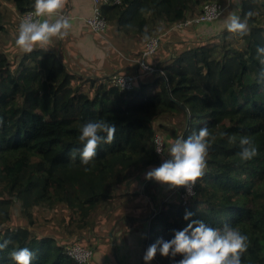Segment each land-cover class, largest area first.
I'll use <instances>...</instances> for the list:
<instances>
[{"label": "trees", "instance_id": "trees-1", "mask_svg": "<svg viewBox=\"0 0 264 264\" xmlns=\"http://www.w3.org/2000/svg\"><path fill=\"white\" fill-rule=\"evenodd\" d=\"M6 1L19 15L33 10L34 0ZM212 1L224 8L215 21L221 28L235 12L231 5L225 7L227 0H120L100 6L109 26L107 36L115 37V43H141L145 32L160 38L150 59L157 60L151 65L162 73L147 75L151 85L131 91L119 90L99 76L73 86L74 75L50 51L22 56L16 69L0 52V243L10 241L0 251V264H14L9 253L25 247L35 253L31 264H76L57 242L62 231L29 230L37 225L30 211L70 210L77 217L68 215L60 222L57 216L50 225L60 222L65 231L71 227L79 234L91 227L92 214L103 210L134 174L163 162L154 150L157 130L163 133L165 148L202 127H208L216 140L195 195L185 205L177 200L161 204L150 219L146 248L160 239L170 241L192 220H202L214 228L228 224L246 235L242 264H264V85L257 83L260 65L255 59L257 47L264 46V0H235L241 19L255 12L245 37L224 29L205 41L165 43L173 38L170 34L181 35L171 30L175 23L197 17ZM203 24L210 31L207 23L199 25ZM3 29L0 25V36ZM176 116L183 119L182 128L158 124L162 117ZM101 119L116 125L115 139L99 145L86 172L79 156L71 161L69 153L83 148L78 141L81 125ZM233 135L237 141L229 143ZM241 136L252 138L258 149L255 158L243 163L237 156ZM17 207L27 223L11 229L8 223ZM186 211L193 214L188 221ZM83 236L78 237L83 243L77 244L93 248ZM107 244L106 238L103 246ZM181 258L173 261L158 252L155 263L176 264Z\"/></svg>", "mask_w": 264, "mask_h": 264}, {"label": "clouds", "instance_id": "clouds-1", "mask_svg": "<svg viewBox=\"0 0 264 264\" xmlns=\"http://www.w3.org/2000/svg\"><path fill=\"white\" fill-rule=\"evenodd\" d=\"M65 0H34L32 11L25 13L21 19L14 41L15 47L22 53H31L34 49H46L54 39H64L72 27L70 19L63 15ZM255 12L248 11L241 19L235 12L230 13L223 24L228 33L245 37L249 35L248 21ZM144 40H151L145 32ZM260 65L257 83L264 85V46L257 47L256 57ZM78 141L82 150L73 149L69 153L71 161L79 156L80 162L87 172V167L97 156L99 145L111 144L115 139L116 125L104 120H90L81 125ZM221 135H225L221 133ZM216 136L208 127L193 131L186 139H175L168 148V159L160 166L151 168L145 176L146 180L166 185L170 189L185 188L187 194L194 196L196 181L204 175L207 167L208 150L215 142ZM235 135L229 137V143H235ZM239 160L251 161L258 155V149L248 136L239 137ZM192 213L186 211L184 220L188 221ZM248 237L228 224L222 228H214L202 220H192L187 227L175 232L170 241L157 240L150 245L143 257L145 264L159 252L161 257L173 261L182 257L176 264H242V256L248 248ZM10 241L0 243V251L7 248ZM14 264H31L35 253L29 248L14 249L9 253Z\"/></svg>", "mask_w": 264, "mask_h": 264}, {"label": "crops", "instance_id": "crops-1", "mask_svg": "<svg viewBox=\"0 0 264 264\" xmlns=\"http://www.w3.org/2000/svg\"><path fill=\"white\" fill-rule=\"evenodd\" d=\"M66 6L68 7L67 12H63ZM91 8L92 0H65L64 8L62 10L63 15L68 17L72 24L68 35H70L72 39H75V42L73 43L74 50L73 52L70 51V55L71 57L72 54L80 57V60L76 58L79 63L76 68L80 70V73L85 74L87 79H89L91 78L88 76V73H91L89 68H91V64L93 65V62L91 63L90 61H95L94 59H97L96 65L98 67V72H102L100 66L109 69V65L114 61L115 64L120 67V70L123 69L122 71H118V73L133 72L135 68V58H137L138 53L142 54L144 51L146 40H140L141 43H115L120 47V50L116 49L115 54L109 52L106 54V47L101 46L104 45V43H102L97 36L89 34L90 32L88 34L86 33L87 28L85 27V19L90 15ZM14 12L17 16L14 15ZM11 13L15 17L19 16L15 8L12 6ZM207 25L210 27V31L205 27V24L198 25L192 27L191 30H187L188 33L186 36H189L191 41L195 39L199 40V38H202L199 41H205L212 38L213 35H217L218 32L226 29L225 26L219 28L218 24L215 25V22ZM3 30L2 37L6 33V28ZM204 34L209 35L210 38L204 39ZM68 35L62 39V42H54L55 40H59L54 39L52 44L46 49L36 48L32 52L37 50L50 51L58 60L62 61V57H60L62 51L69 49L67 41L70 36ZM10 45L15 46L13 41L10 42ZM16 54L18 56L21 54L22 56H25L28 53H22L19 51L16 52ZM151 62H157V60L155 58L152 60L149 59L150 65ZM28 63L32 65L34 62L31 61ZM141 81L142 82H140L138 86H141L142 84L151 85L148 76L146 77V75L142 76ZM182 120L183 119H180L178 116L162 117L159 124L162 126H173L172 128H174V125L177 126L178 124L179 127L182 128ZM160 133H162V131H160ZM169 143L171 144V142ZM170 144L167 143L165 145V155L162 157L163 161L169 158L167 154ZM148 171L149 170H145L137 175L134 174L129 181L120 187L119 194L100 211L101 217H104V220L107 218V215L110 217L111 214L115 216V219H118L119 217L122 220L121 222L114 223V232H112V229L110 232L111 234H108V244L105 245V248L102 246L99 250L101 248L103 249H101L99 253H97L99 250L94 252V264H145L143 257L147 250V241L149 240L150 219L159 211L162 203L177 200L175 196H172V189L168 186L158 184L155 181L146 180L145 176ZM151 264H157L155 263V259L151 261Z\"/></svg>", "mask_w": 264, "mask_h": 264}, {"label": "rangeland", "instance_id": "rangeland-1", "mask_svg": "<svg viewBox=\"0 0 264 264\" xmlns=\"http://www.w3.org/2000/svg\"><path fill=\"white\" fill-rule=\"evenodd\" d=\"M234 2H235V0H227V3H226L225 7L231 5L233 8H235V12H236L237 10H236V7L234 5ZM11 6L12 5H10L6 0H0V25L5 26L4 28H6V31H5L6 33L4 34L3 37L1 36V38H0V52L4 53L8 60L12 61L11 65H12V67H14L16 69L18 67L19 61H20V59L22 57V54L20 56H18L16 54V52H19V50L17 48H15V46L10 45V42H12V41L14 42L15 41V38H16V35H17V29H18V26H17L18 25V17L14 16V15H16L15 12H14V15L11 13ZM9 9H10V12H9ZM67 10H68V7L66 6L65 9L63 10V12H67ZM195 26H198V25H195ZM85 27H86V23H85ZM192 27L193 26H191L187 30H189V29L191 30ZM108 29H109V26L107 24L106 31L103 34H101V35H94L92 33H89L88 30H87L86 33L87 34L89 33L92 36H97L98 39H100L102 41V43H104V45H101V46L106 47L105 48V53L106 54H107V52H109L111 54L112 53L115 54L116 49L120 50V47H118L115 44V42H114V38L115 37L109 38V36H107L108 35L107 34V32H108L107 30ZM179 33H181V35L174 36V34L173 35L170 34L168 37H173V38L172 39L170 38L168 40V42L166 41L165 43H171L173 45L172 42H174V43H182V41L189 42L190 37L186 36L188 31H186L184 29L183 31L180 30ZM222 33L223 32L220 31V32H218L217 35H220ZM68 36H70V35H68ZM203 38L204 39H208L210 37H209V35H205ZM201 39L202 38H199V40H201ZM196 40L197 39H195L193 41H196ZM56 41L62 42L61 39L55 40L54 42H56ZM67 42H68L67 45H68L69 49L68 50L66 49L65 51H62V55L60 57H62V62L65 64L66 70L69 73H72L74 75V77H75L73 82H72V85L75 86V85H78V84L85 83L84 81L88 80L87 76L85 74H83V73H80V76H81V81H80L79 78H78V74L76 73V72L80 71L79 69L76 68L79 65V63L76 60V58H78V60H80V57H78V55L72 54V57H73L72 58L71 55H70V51L73 52V50H74L73 43L75 42V39H72V37L70 36V38H69V40ZM161 43H163V42H161ZM231 43H240V42H237L235 40H231ZM164 47L169 50L171 48V45L170 44H165ZM94 60L95 61H90L91 63L93 62V65L91 64V68H89V71L91 72V73H88L89 77L95 78L96 75H97L100 78H107L111 74H114V73H117L118 71H122L123 70V69L120 70V67L118 65H116L115 61H114V62H112L109 65V69H106V68L100 66V68H102V70H101L102 72H98V70H97L98 67L96 65L97 64V59H94ZM96 73H98V74H96ZM89 79H91V78H89ZM159 122H158V124H159ZM156 134L157 135L160 134L161 137H163L159 130H157ZM106 205H108V204H106ZM99 209H97L95 211L96 213H93L92 216L89 218L90 225H91V227L93 226V228H91V227L88 228V229L84 228V229L81 230V232L79 234H75L74 230L71 227L68 228L65 231V228H64L65 225L60 223L62 221V219H66V217L68 215L69 216L73 215L74 217H77L76 214L75 215L72 214V211H70V210H62V209L61 210L57 209V210H49L48 211V210H45V209H36L35 208V209L31 210L30 213L32 212L33 219L37 223V225L35 226V228L34 227L33 228H29V230L31 229V231L33 232V231H36L40 227V230L44 231V228L52 227L55 231H57L59 233L62 231L61 234H60L61 238L59 237L60 239L57 240V242H59V243L61 242V244H63L64 246L68 245L70 243H74V242H76V244L78 242H80L82 244L83 243L82 239H78V237L81 234H83L85 236V237L83 236L85 241L87 243H91L92 246H93V248L92 247H88V248L92 249L93 252H96L100 248V247H97L100 241L103 242L102 243V246H103L105 239L108 237V234L114 228V225H115L114 223H118L119 221L121 222V220H122L119 217H118V219H115V216L113 214H111L110 217L107 215V218H105V220H106V222H105L104 217H101V212H100ZM57 216H58V218H60V222H57V224L50 225L51 224L50 221L53 218H57ZM44 219H46L47 221H45ZM43 221H45L46 223L42 224ZM107 222H110V223H107ZM26 223H27V219H24L22 217V214L20 213L19 207H17L16 209L14 208L12 213H11V220L8 223L9 227L11 229L19 227V226L25 227ZM46 230H50V229H46ZM89 230H92V231H89ZM112 232H114V229H113ZM104 248H105V246H104ZM101 249H103V248H101ZM100 250L97 253H99ZM103 251H106V250H103Z\"/></svg>", "mask_w": 264, "mask_h": 264}, {"label": "built area", "instance_id": "built-area-1", "mask_svg": "<svg viewBox=\"0 0 264 264\" xmlns=\"http://www.w3.org/2000/svg\"><path fill=\"white\" fill-rule=\"evenodd\" d=\"M120 0H92V8L90 15L85 19L87 30L94 35H101L107 29V22L105 18L102 16L100 6L101 5H110V4H119ZM224 8L221 7L215 1L205 3L200 10V14L197 17H190L185 19L184 21H180L175 23L171 30L180 31L184 28L199 25L202 23L211 24L217 21L222 13ZM32 11L28 10L23 14L18 16V21L20 23L21 19L25 15V13ZM18 23V25H19ZM160 45V38L158 36L151 37V40L146 41L145 49L142 52L139 59H136L134 71L131 73H114L107 77L108 83L118 88L119 90L131 91L138 87L140 84L141 78L144 75L151 74H160L157 68L151 66L147 60L153 57L158 50ZM154 144H155V153L159 156L165 155L163 140L161 135L155 134L154 136ZM194 191V189H193ZM172 196H175L178 202L182 205H185L189 199L193 196L187 194V189L181 187L178 189H172ZM63 252L67 255L72 261L76 264H94L93 263V255L94 252L92 249L81 246L79 244H68L63 247Z\"/></svg>", "mask_w": 264, "mask_h": 264}]
</instances>
